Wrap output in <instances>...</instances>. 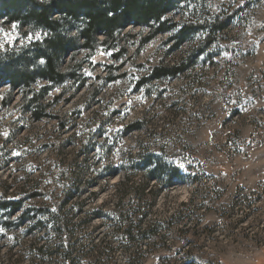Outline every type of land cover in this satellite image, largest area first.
I'll use <instances>...</instances> for the list:
<instances>
[{
	"label": "rangeland",
	"instance_id": "obj_1",
	"mask_svg": "<svg viewBox=\"0 0 264 264\" xmlns=\"http://www.w3.org/2000/svg\"><path fill=\"white\" fill-rule=\"evenodd\" d=\"M218 14L230 21L214 31ZM165 18L178 25L149 39L151 25L129 24L114 46L100 33L93 49L69 50L40 120L22 100L31 88L0 81V202L30 196L0 210V264H66L71 252L74 264H264V0H189ZM189 21L199 30L180 42ZM44 35L0 15V52ZM183 60L185 71L151 77ZM144 159L179 175L148 179ZM129 207L132 235L118 217Z\"/></svg>",
	"mask_w": 264,
	"mask_h": 264
},
{
	"label": "trees",
	"instance_id": "obj_2",
	"mask_svg": "<svg viewBox=\"0 0 264 264\" xmlns=\"http://www.w3.org/2000/svg\"><path fill=\"white\" fill-rule=\"evenodd\" d=\"M186 1L189 0H0V15L9 16L13 22L21 20L30 25L31 23L38 25L45 32L42 38L32 41L28 46H23L18 52H0V81L7 82L11 88L18 87L24 90L25 87L31 88L23 93L22 100L25 109L31 113L32 117L40 120L48 115L47 112H41L42 96L69 75V72L62 70L60 65L61 59L69 50L75 46L93 49L91 42L95 35L100 33L103 36L104 45L114 46L121 31L129 24L151 25V33L147 37L149 39L156 33L168 31L178 25L168 24L172 19L165 18V15L172 12L181 2ZM74 21L81 22V25L77 35L72 37L66 33L65 27ZM229 21V16L218 14L209 26L214 31H218L229 25ZM197 30H199L198 24L186 22L178 30L177 37L180 42L185 41L193 31ZM80 39L82 41L78 44ZM209 41H212L211 36L206 38L205 44ZM244 44L249 48L254 47L248 35L245 37ZM192 57L193 54H189L187 60L190 61ZM187 67L188 62L185 60L179 65H159L153 69L151 77L174 76L185 71ZM37 77L48 82L39 90L32 88ZM258 94L264 97V89L258 90ZM130 127L136 129L140 126L132 124ZM203 163L216 165V162L208 159H204ZM142 164L149 167L148 179H156V181L162 179L161 172L165 173L169 166L161 159L157 161L144 159ZM171 169L172 174L178 177L179 173ZM170 170L168 169V172ZM44 193L41 191L37 195ZM28 197L30 196H21L16 200H2L0 210L7 212L8 216L14 215L23 209L24 201ZM55 200L58 206L64 201L60 202L56 198ZM40 211H49V209ZM50 211L55 225H58L60 230L66 231L67 225L59 211ZM40 213L42 217L48 215V212ZM118 217L122 220L123 231L132 235L136 225L132 220L131 207L119 212ZM153 234L156 241L161 240L156 231ZM73 260L72 252L65 253L66 264H74Z\"/></svg>",
	"mask_w": 264,
	"mask_h": 264
}]
</instances>
